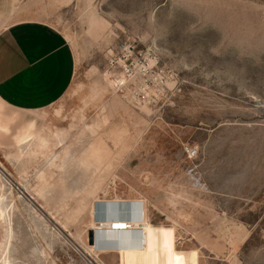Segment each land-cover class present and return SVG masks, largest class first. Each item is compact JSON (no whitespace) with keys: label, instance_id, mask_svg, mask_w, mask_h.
<instances>
[{"label":"rangeland","instance_id":"rangeland-1","mask_svg":"<svg viewBox=\"0 0 264 264\" xmlns=\"http://www.w3.org/2000/svg\"><path fill=\"white\" fill-rule=\"evenodd\" d=\"M20 20L76 71L45 109L0 105V264H264V0H0ZM136 203L147 250L90 252Z\"/></svg>","mask_w":264,"mask_h":264},{"label":"crops","instance_id":"crops-1","mask_svg":"<svg viewBox=\"0 0 264 264\" xmlns=\"http://www.w3.org/2000/svg\"><path fill=\"white\" fill-rule=\"evenodd\" d=\"M75 71L76 59L71 46L65 35L49 23L20 20L0 30V105L4 108L17 113L34 112L55 104L69 91ZM133 208L118 216L130 220L140 218L134 220L138 222V227L132 230L137 231L136 235L131 231L99 232L102 242L97 245L107 248L100 253L134 254L147 250V223L142 218L140 204L136 203ZM108 219L115 220L116 216Z\"/></svg>","mask_w":264,"mask_h":264},{"label":"bare ground","instance_id":"bare-ground-1","mask_svg":"<svg viewBox=\"0 0 264 264\" xmlns=\"http://www.w3.org/2000/svg\"><path fill=\"white\" fill-rule=\"evenodd\" d=\"M107 207V206H106ZM119 207V206H118ZM134 209V208H133ZM108 210V209H107ZM113 210H115L116 212H118V211H121L120 209H111V211H113ZM136 210V209H135ZM130 211V210H129ZM133 211V210H132ZM101 212V211H100ZM136 212V211H135ZM123 217V216H122ZM137 217V216H136ZM93 218V217H92ZM128 218V217H127ZM126 218V219H127ZM128 219H130V218H128ZM139 217H137L136 219H134V218H132L131 220H130V223L128 224V223H126L125 222V220H123L122 218L121 219H119V216L118 215H116V219L115 220H106V221H103L102 223H97L95 220H94V218L92 219V223L90 224V229H94L95 230V232H96V234H97V237H96V242H97V244H98V242H102V241H100L101 240V236L98 234L99 232L100 233H104V231H111V232H125V231H132V229H135L136 227H138V222L137 223H134V220L135 221H139ZM145 219V218H144ZM94 221H95V223H94ZM141 225V224H140ZM142 226V225H141ZM101 228V229H100ZM111 228H114V229H111ZM126 228V229H125ZM145 233V232H144ZM108 234V233H107ZM115 234V233H114ZM119 234V233H118ZM116 235V234H115ZM123 235H124V233H123ZM104 236V235H103ZM109 236V235H108ZM126 236H127V234H126ZM115 237V236H114ZM117 237V236H116ZM122 237V236H121ZM120 237V238H121ZM119 237H118V239H120ZM103 240H104V237L102 238ZM111 239V238H110ZM117 239V238H116ZM112 240V239H111ZM105 241H107L106 239H105ZM101 244V243H100ZM99 244V245H100ZM107 245H108V243H107ZM87 248H88V250L90 251V252H92V253H95V252H97L96 251V247H95V245H92V244H90V245H87L86 246ZM98 247V246H97ZM103 247V246H102ZM109 247H110V245H109ZM116 246H114V248H115ZM125 247V246H124ZM106 248V247H105ZM107 249V248H106Z\"/></svg>","mask_w":264,"mask_h":264},{"label":"water","instance_id":"water-1","mask_svg":"<svg viewBox=\"0 0 264 264\" xmlns=\"http://www.w3.org/2000/svg\"><path fill=\"white\" fill-rule=\"evenodd\" d=\"M108 220H110V219H108ZM96 237H97V234H96L95 230L94 229H90L89 230V241H90V244L95 245V247L98 246L97 245V242H96ZM97 248H99V249H105V248H101L100 246L97 247Z\"/></svg>","mask_w":264,"mask_h":264},{"label":"built area","instance_id":"built-area-1","mask_svg":"<svg viewBox=\"0 0 264 264\" xmlns=\"http://www.w3.org/2000/svg\"><path fill=\"white\" fill-rule=\"evenodd\" d=\"M192 150H189L188 152L190 153ZM119 219H121V218H119ZM123 220H125V222L126 223H130V219H123ZM103 221H106V220H104V219H98L96 222L97 223H102ZM101 229V228H100ZM126 229V228H125ZM132 230H135V229H132Z\"/></svg>","mask_w":264,"mask_h":264},{"label":"trees","instance_id":"trees-1","mask_svg":"<svg viewBox=\"0 0 264 264\" xmlns=\"http://www.w3.org/2000/svg\"><path fill=\"white\" fill-rule=\"evenodd\" d=\"M132 235H136L137 231H131L130 232Z\"/></svg>","mask_w":264,"mask_h":264}]
</instances>
